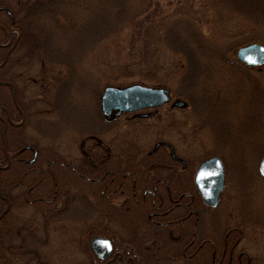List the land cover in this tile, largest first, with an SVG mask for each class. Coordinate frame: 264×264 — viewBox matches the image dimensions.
Wrapping results in <instances>:
<instances>
[{"label": "rangeland", "instance_id": "374dc122", "mask_svg": "<svg viewBox=\"0 0 264 264\" xmlns=\"http://www.w3.org/2000/svg\"><path fill=\"white\" fill-rule=\"evenodd\" d=\"M102 1L111 0H50L49 8L43 2L35 10L39 33L48 50L57 47L59 63H45V69L31 59L28 65L16 68L15 85L22 89L26 111L25 124L18 135L26 143L40 147L39 160L44 168L55 155L73 164L87 161L89 167H99L101 163L110 167L119 157L125 163L131 155L138 161L146 160L159 141L174 146L176 154L189 162V172H195L199 163L210 156L221 157L225 163L226 190L219 207L205 215L206 222L217 221L211 222L217 238L221 237V228L242 231L237 251L247 253L251 264H264V177L259 171L264 157V65L250 67L237 57L238 49L246 44H264V0H149V12L156 14L149 42L150 51L158 53L157 69L148 71V67L144 69L139 60L131 57L127 48L134 43L135 35L126 28L119 37L108 38L91 48L89 55L77 63L71 79L72 71L64 64L68 61L71 21L79 27L86 24L91 14L101 11ZM127 1L135 4L140 0ZM232 1L244 5L240 12L231 7ZM26 2L8 0L7 4L17 12L24 3L27 6ZM207 5L211 7L209 11ZM0 16L6 19L4 13ZM176 17L175 25L181 32L193 39L198 37L201 43L194 46L196 60L190 64L183 54L172 51L162 36L174 26L169 23ZM140 46L138 39L135 51ZM188 70L193 73L189 81L197 96L194 102L176 92L184 86L181 81ZM133 83L168 88L171 100L158 108L123 112L109 124L103 122L100 97L104 87ZM178 98L186 105L172 106ZM11 103L9 107L13 109L14 101ZM146 112L149 115L142 117ZM3 148L4 141L0 140L2 154ZM153 155L161 156L159 151ZM70 172L60 165L54 170L59 188L69 174L68 198L74 195L73 201L69 203L67 196L62 195L61 203L40 216L30 208L11 211L8 219L12 217L13 226L20 218L25 223L5 236L1 234L4 224L0 223V264H90L86 233L104 227L105 218L93 206L99 193L78 196L81 188L87 193L88 186ZM49 183H53L51 179ZM70 204L82 209H72L74 213L70 212L68 218ZM106 217V226L113 227V218L109 214ZM143 247L147 251L146 245ZM165 251L166 248L154 251L153 256L145 253L155 264H188L183 257Z\"/></svg>", "mask_w": 264, "mask_h": 264}, {"label": "flooded vegetation", "instance_id": "af4514ba", "mask_svg": "<svg viewBox=\"0 0 264 264\" xmlns=\"http://www.w3.org/2000/svg\"><path fill=\"white\" fill-rule=\"evenodd\" d=\"M8 16L14 20V15ZM64 84L68 90L67 83ZM20 91L21 88H14L12 93L20 120H13L15 109L9 107V102L1 106L4 114H0V119L7 122L1 130H4L3 158H0V223L4 224L2 236L22 228L25 223L20 218L15 221L16 226L11 224L14 223L11 221L12 217L8 218L13 210L30 208L35 215L40 216L41 212L48 213L47 211L54 209L56 204L61 203L64 197L62 195L67 196L69 203L73 201L74 195L68 198L69 174L62 185L64 188L58 187L60 183L54 170L60 165L64 166L67 172L71 171V176L74 175L87 183V193L81 188L82 193H78V196H88L89 192L99 193L100 198L93 206L105 221L109 214L115 224L111 229L103 220L104 227L93 228L86 233L90 264H155L148 254L153 256L154 251L160 252L165 248V252H171L178 258L183 257L188 264H251V257L247 253L237 251L242 231L236 228H221V237L217 238V231L212 224L217 221L210 219L206 222L205 219V215L209 211H215L222 202L221 196L226 190V173L218 202L212 206L206 203L196 183L197 171L205 159L199 163L195 172H189V162L179 157L174 146L166 141L157 142L158 145H155L146 160L138 161L131 155L125 163L121 162L122 158L119 157L110 167L103 166V163L99 167H89L87 161L73 164L55 155L48 161L47 168H44L41 165L43 161L39 160L40 147L26 143L22 140V135H18L19 132L17 150L8 149V125L12 124L21 129L25 124L26 111ZM116 115L120 113L113 110L109 115H101V120L109 124ZM167 148L169 152H166ZM154 151H159L161 156L155 157ZM41 177L45 178L43 183ZM50 179L53 182L51 185ZM70 183L72 185V182ZM67 207L68 218L72 209H82L81 206L71 204ZM94 237L110 239L112 250L109 255L100 257L92 249L90 241ZM144 245L147 251L144 250ZM151 245H155V250H150Z\"/></svg>", "mask_w": 264, "mask_h": 264}, {"label": "trees", "instance_id": "16d2710c", "mask_svg": "<svg viewBox=\"0 0 264 264\" xmlns=\"http://www.w3.org/2000/svg\"><path fill=\"white\" fill-rule=\"evenodd\" d=\"M29 1L30 0L26 2L27 6L24 3L19 7L20 9H18L17 12H19L20 15L17 17V12L11 10L8 6V0H0V15L3 13L6 15L3 11V7L9 8L14 15V20H11L10 16L7 15L4 20L0 18V106L8 104V102L10 104L13 101L12 87L10 84H2L1 82H12L15 84L18 78L16 68L28 65L27 63L31 59L32 61H39L45 69H47L45 63H59L56 59L57 56L55 55L57 53V47L53 48L54 51L48 50L47 42L44 41L36 25L35 10H38L39 7L42 6L41 4L44 3V6L49 8L50 0H47L46 2H44L45 0H31L30 3ZM36 3L39 4L37 5ZM132 3L133 2L130 3L127 0H111L108 3L102 1L104 6H102L101 11L91 14V18L86 24L79 27L71 21V25L68 29V61L67 63H64L65 66L72 71L70 72L69 78L73 79L75 76V70L77 69V63L81 62L86 57L91 48L108 38L119 37L126 28L134 31L135 35L133 40L135 44L132 43L128 48L126 47L128 52L130 51L132 53L131 57L134 60H139L140 65H142L144 69L149 68L148 71L155 69L156 66L160 64L157 56L158 53L150 51V38H152L150 32L151 28L155 26V18L153 16L156 14L154 12H149L151 8L149 0H140L138 3ZM231 3L233 4L231 7L237 9L238 12H240L244 6L235 1H232ZM34 5H37V8ZM206 8L209 11V8L211 7L207 5ZM177 19L178 17L173 18L170 21L169 24L174 26H171L164 31L165 33L162 36L165 37L164 40L166 45L176 54H183L187 63L190 64L196 60L195 56L197 55V49H195L194 46L198 47L201 43L198 37L193 39L190 37V34H187L188 36H186L185 33H182L180 28L175 25ZM196 29L199 31L198 28ZM138 39H141V46L140 50L135 51ZM122 48H125V46H122ZM48 51L50 53H48ZM57 54H59V51ZM61 63L63 62L60 61V64ZM149 63H151L152 66L149 65ZM190 72L191 71L188 70L185 73L186 77L181 81V83H184V86L181 85L176 89V92L178 95L184 96L194 102L197 96L192 87L193 83L189 81L191 78L190 74H193ZM25 73L26 72H24L23 75H25ZM204 94L205 91L203 92V95ZM15 113L12 117L13 120L17 122L20 120V116L16 109ZM1 114H4V111H2ZM1 126L2 121L0 119V128ZM19 130L18 127L12 124L8 125V136L6 141L9 143V150H17V142L19 141L17 138V131ZM11 137L12 139H9ZM0 157L3 158L1 152ZM44 179L45 178L41 177V183L44 182Z\"/></svg>", "mask_w": 264, "mask_h": 264}, {"label": "water", "instance_id": "95a60500", "mask_svg": "<svg viewBox=\"0 0 264 264\" xmlns=\"http://www.w3.org/2000/svg\"><path fill=\"white\" fill-rule=\"evenodd\" d=\"M237 57L241 62L250 66L264 64V44L254 42L244 45L238 49ZM169 94L168 88L152 87L140 83L124 87L109 85L103 89L101 95V110L103 114L108 115L114 109L120 113L158 107L169 100ZM174 105L182 106L184 102L177 99ZM34 159L35 156L32 161ZM259 171L264 176V157L260 162ZM196 183L206 203L215 206L224 186V165L219 157L212 156L201 163L197 171ZM90 243L100 257H106L112 250V244L108 238L94 237Z\"/></svg>", "mask_w": 264, "mask_h": 264}, {"label": "bare ground", "instance_id": "6f19581e", "mask_svg": "<svg viewBox=\"0 0 264 264\" xmlns=\"http://www.w3.org/2000/svg\"><path fill=\"white\" fill-rule=\"evenodd\" d=\"M8 83H9V82H8ZM2 84H4V83H2ZM14 94L17 96V92L14 91ZM0 110H1V107H0ZM2 111H3V110H1L0 114L2 113ZM1 121H2V120H1ZM6 124H7V122H3V121H2V126H1V128H4V127L6 126Z\"/></svg>", "mask_w": 264, "mask_h": 264}, {"label": "snow or ice", "instance_id": "6c2138e0", "mask_svg": "<svg viewBox=\"0 0 264 264\" xmlns=\"http://www.w3.org/2000/svg\"><path fill=\"white\" fill-rule=\"evenodd\" d=\"M105 244H107V242H104Z\"/></svg>", "mask_w": 264, "mask_h": 264}]
</instances>
